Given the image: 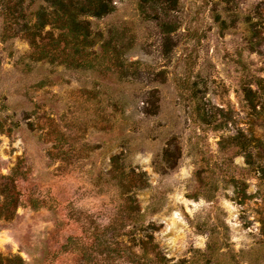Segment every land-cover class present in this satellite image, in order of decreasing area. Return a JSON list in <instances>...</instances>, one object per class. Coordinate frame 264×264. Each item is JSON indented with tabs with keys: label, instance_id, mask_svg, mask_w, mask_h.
<instances>
[{
	"label": "rangeland",
	"instance_id": "rangeland-1",
	"mask_svg": "<svg viewBox=\"0 0 264 264\" xmlns=\"http://www.w3.org/2000/svg\"><path fill=\"white\" fill-rule=\"evenodd\" d=\"M139 2L86 18L87 62L51 63L25 38L42 0L16 18L0 0V206L16 204L0 217V255L93 264L80 247L120 223L119 182L143 172L140 221L171 261L264 264V0H176L168 34ZM235 135L243 148L220 147Z\"/></svg>",
	"mask_w": 264,
	"mask_h": 264
},
{
	"label": "trees",
	"instance_id": "trees-1",
	"mask_svg": "<svg viewBox=\"0 0 264 264\" xmlns=\"http://www.w3.org/2000/svg\"><path fill=\"white\" fill-rule=\"evenodd\" d=\"M113 0H42L33 12V22L28 26L25 23V38L32 48V55L35 60L47 59L49 62L64 61L68 63L87 62L88 50L93 45V37L89 28L88 16L100 17L113 11ZM23 0H10V18H16L19 15H25L22 12ZM176 0H140L138 10L141 13L153 12L155 17H159L158 10L166 19H157L162 33L168 34L172 31L171 22L168 20L169 14L174 10ZM18 14L15 12L18 11ZM48 26L46 37L48 39L47 47L39 43L40 33L45 26ZM62 42L69 44L68 49L56 50L55 44ZM104 44H109V40ZM50 47V48H49ZM117 60L118 58H114ZM79 65V64H78ZM121 73L122 70L120 71ZM241 135L229 136L226 139H220L219 145L224 148L227 145H235L234 142L241 144L243 148L245 143L239 142ZM226 145V146H225ZM252 154L247 150L244 158L247 165L252 166ZM118 156H113L110 160L111 172H122L118 163ZM256 179L263 181L264 167L258 164L254 168ZM146 185L144 173L139 172L134 177L119 182L123 199L122 206H118L116 215L120 223H116V218L103 227L106 233L102 238L92 236L93 241L86 246H81L82 253H88V261L96 262L99 257L101 264H118L125 262L129 264H184L185 261H171L161 250L158 242L155 240L154 232L156 226L147 220H141L144 213L139 206H136V200L133 195V189L142 188ZM257 193L260 194L259 190ZM16 204L6 206L2 203L0 206V217L10 219L14 212ZM124 221L125 224H122ZM109 231V232H108ZM69 240V239H68ZM211 244L208 242L206 247V256L212 251ZM92 255V257H91ZM96 256V257H95ZM23 260L18 256L3 257L0 255V264H22Z\"/></svg>",
	"mask_w": 264,
	"mask_h": 264
}]
</instances>
